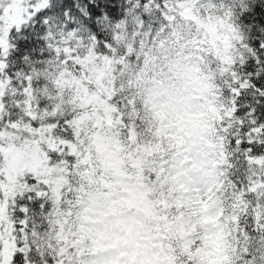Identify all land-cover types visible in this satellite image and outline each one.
I'll list each match as a JSON object with an SVG mask.
<instances>
[{"label":"snow or ice","instance_id":"6c2138e0","mask_svg":"<svg viewBox=\"0 0 264 264\" xmlns=\"http://www.w3.org/2000/svg\"><path fill=\"white\" fill-rule=\"evenodd\" d=\"M0 264H264V0H0Z\"/></svg>","mask_w":264,"mask_h":264}]
</instances>
